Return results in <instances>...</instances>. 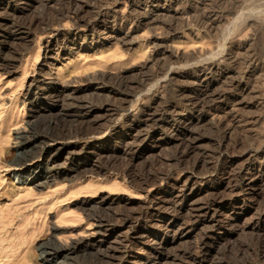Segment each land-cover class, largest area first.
Returning <instances> with one entry per match:
<instances>
[{
    "label": "rangeland",
    "instance_id": "374dc122",
    "mask_svg": "<svg viewBox=\"0 0 264 264\" xmlns=\"http://www.w3.org/2000/svg\"><path fill=\"white\" fill-rule=\"evenodd\" d=\"M66 1L43 0L42 3H34L31 0H0V264H81L84 260L82 258L59 259L55 262L42 252L56 246L85 247L86 244L103 239L109 241L104 243L103 247H108L109 244L117 246L115 240H118V234L123 236L122 232L114 231L118 225L113 222L106 223L99 234L95 216L98 213L99 216L114 214L123 206L132 212L147 204L152 198L151 190L136 189L120 171L98 173L99 164H95L87 154L81 156L73 154L74 157L69 155L77 146L94 149L99 155L108 157L118 154L113 145L123 147L129 142L133 144L132 138L138 141L145 139L134 146L139 153H146L142 158L134 157L131 172L137 173L138 169L143 168L144 163L150 167L153 161L159 163L165 160L184 135L197 128L193 124V128L190 124H184V120L179 124L177 136H171L168 132H161L158 127L151 130V125L144 122L149 112L175 103L174 98H169L157 104L161 88L160 85L156 87V84L160 83L163 86L168 79L153 81L141 90L121 88L119 91L113 87L102 91L97 88V82L90 81L91 78L106 75L110 79L116 78L112 81L116 83L120 81L123 86H137L140 79L151 76L159 67L163 59L161 52L172 57L194 56V60L188 62L194 64L207 58L221 61L227 53L237 50L240 53L252 51L258 54L261 69L255 73L250 86L253 94L246 96V99L243 98V104L250 107L247 113L251 121L236 124V134L242 138H255L264 132V0H228L227 12H233L234 8L231 6L233 4L238 3L239 9L225 16L223 20L215 22L208 30L188 27L174 33L166 32L164 31L166 22L173 26L177 25L176 22L167 20L170 14L166 8L157 9L154 5L136 3L135 0H118L110 6L111 8H106L103 0H97L98 5H103L102 11L106 13L104 19L107 23H112L113 17L130 16L137 19L140 29L127 37L121 35L116 37L109 29L94 35L88 34L85 39H74L73 34H76V30L71 20H66L51 31L38 33L28 31L27 24L30 19L55 12ZM204 1L193 0L190 9H198L197 11L201 12L204 7L211 6L209 0ZM148 10L149 14H143ZM93 12L91 6L85 10L86 16L93 15ZM247 18L254 20L253 23H249ZM54 33L71 36L69 47L72 44L79 47L73 49L55 47L52 42ZM153 39H156L159 45L156 46ZM175 66L172 73L179 77L183 66L181 68L179 65ZM191 76L190 74L189 77ZM42 81L50 83L49 85H67L77 92L75 96L79 102L92 100L96 103L106 100L108 95L113 96V99H126V110L122 114L112 116L111 112L105 115L95 107L86 117L90 119L89 121H94L95 118L109 121L116 128L124 129L129 126L131 137L121 135V132L117 131L108 145L102 144V140L99 142L97 138L78 142L70 140L63 142L64 144L45 142V148L53 150L56 155L55 166L51 171L42 174L41 181L45 184L36 186L23 183L22 179L26 176L14 177L19 174L14 164L23 156L18 148L20 141L25 138L28 142L39 138L45 140L43 128L52 119L71 121L76 118L68 108L69 100L66 94L42 86ZM35 93H41L47 98L36 101L33 96ZM112 109L109 107V111ZM100 115L104 118H99ZM202 117L205 120L209 118L207 113H203ZM104 130L103 134L108 132V129ZM152 131L156 132L154 135L157 139L160 138L158 143H150L151 140H147ZM209 134L208 131L205 133V140H209ZM206 143L199 145L197 149L204 150L208 146V142ZM76 161L91 170L77 176L68 174L70 164L74 167L73 162ZM33 162L34 160H31L26 165ZM195 182L197 187L201 185L198 180ZM219 186L220 183L209 185L211 190ZM254 194H257L258 201L252 199ZM246 196L249 198L245 197L244 204L237 202V208L245 213V216L238 221L233 232L220 233L215 230L206 236L207 240L213 243L214 249L200 264H216L223 257L226 264H234L241 259L252 261L255 234L264 237V221L258 230L250 228L259 211L257 207L264 198V181L261 186L258 184L255 193ZM222 216L229 217L231 214L228 211ZM153 223H156V220ZM101 231L107 233L104 232L99 239ZM196 232L202 234V231ZM196 232L184 238L181 241L183 245L178 243L174 247L169 246L167 250H161L159 261L162 264H169L170 260L167 259L173 257V250L175 252L176 249L192 243L199 236ZM207 233L208 231L205 234ZM172 234L170 232L166 236L167 241ZM114 237L116 238L113 241ZM85 251L93 252L90 247H86ZM138 258L133 252H129L127 264H132L131 260ZM87 259L88 256L85 260Z\"/></svg>",
    "mask_w": 264,
    "mask_h": 264
},
{
    "label": "bare ground",
    "instance_id": "6f19581e",
    "mask_svg": "<svg viewBox=\"0 0 264 264\" xmlns=\"http://www.w3.org/2000/svg\"><path fill=\"white\" fill-rule=\"evenodd\" d=\"M31 1L34 3L43 2V0ZM117 1L103 0V4L107 8ZM192 1L135 0L136 3L150 4L157 9L166 8L169 10L170 15L167 20L174 21L177 25L173 26L166 22L165 28H163L164 31L173 33L188 27L208 30L214 26L215 22L223 20L226 18L225 16L239 9L238 3H232L233 5H230L234 8L233 12H227L229 10L226 8V5L229 4L227 3L228 0H209L212 7L207 4L209 8L208 6L207 8L204 7L205 9L203 8L202 11L200 7L201 12H199L198 9H194L195 11L190 9ZM88 6L94 10V14L91 16L85 14ZM102 6L98 5L97 0H67L55 12L30 19L27 28L28 31L34 33L47 32L58 27L63 21L71 20L76 30V34H73L74 39H85L88 34L94 35L109 29L116 37L120 35L127 37L140 29L137 19L130 16L113 17L112 23H107L104 19L106 13L102 11ZM148 12L150 11L148 10L143 14H149ZM250 16L253 17L252 14ZM249 18L247 21L253 23L254 20ZM70 37L54 33L52 42L55 47L65 49L69 47ZM152 41L156 46L159 45L156 39ZM70 46L69 48L72 49L79 47H74L73 44ZM50 47H48L49 51ZM161 55L163 59L159 67L151 73V76L140 79L138 85L136 83L137 86H123L124 84L119 83L120 81L116 83L112 81L113 78L110 79L106 75L93 77L90 81L97 82V88L102 91H107L108 88L112 89L113 87L121 91V88L141 90L153 81L168 79V82H164L163 86L160 83L156 84V87L160 85L159 88H161V91H158L157 104L158 102L163 103L169 98H174L175 103L163 109L156 110L157 107H155L156 111L149 112L144 122L149 123V126L151 125V130L158 127L161 132H168L171 136H177L180 129L179 124L184 120V124H190L191 127L193 124L197 128L189 131L182 139L180 138L181 141L165 160L159 161V163L153 161L150 163V167L144 163L143 168L138 169L137 173L131 172L134 157L142 158L146 153H139L140 151H137L135 144L143 142L145 139L138 141V139L132 138L134 143H126L123 147L113 145L112 147L118 154L108 157L99 155L94 149L81 148L77 145L75 149L72 148L73 151L71 150L72 152L69 153L72 157H74L73 154L78 156L87 154L88 158H91L95 164H99L98 173L118 170L124 174L122 176L127 177L133 187L140 191L149 189L153 192V196L147 204L137 207L138 209L132 212L127 211L123 206L116 208L117 211L115 210L114 214L99 216V213H96L99 234L100 229L106 223L113 222L118 225L114 231L122 232L123 236L118 234L120 238H117L118 240H115L116 237H114L113 241H116L117 246H110L109 244L108 247H103L104 243L109 242L104 241L105 239L103 241L98 240L93 244H86L85 247L78 245L56 246L42 252L51 261L82 258L84 260L81 261V264L82 262L87 264H127V256L129 252H133L139 258L132 259L130 262L132 264H162L159 261L161 250H167L169 246L174 247L178 243L182 244L181 241L184 238L199 230L200 233L202 231L201 235L196 232V235L199 236H196L197 238L192 243L180 247L181 249H176L175 252L173 250V257L167 260H170L171 264H200L205 260V256L214 249L213 243L207 240L206 236L215 230L220 231V233L233 232L238 221L245 216V213L237 208V202L244 204L245 197L249 198L246 195L255 193L258 184L261 186L263 183L264 132L255 138H242L236 134V124L251 121V117L247 113L250 107L243 104V98L253 94L250 86L255 73L261 69L258 54L252 51L240 53L237 50L233 53H227L221 61L215 58H207L194 64H188L194 60V56L172 57L165 52H161ZM180 64H183V70L181 74L179 73L181 76L178 77L172 73L174 72L172 68L175 65L180 66ZM190 74L191 77H189ZM114 79L116 80V78ZM49 84L43 82L42 86L66 94L65 96L69 100L68 108L76 118L71 121H69L70 119H52L43 128L45 140L39 138L28 142L25 138L20 141L18 148L23 156L20 161L14 164L16 170L19 171V174L14 175V177L26 176L22 182L36 186L45 184L41 181L42 174L51 171L55 166L56 155L53 150L45 148V142L63 143L70 140L78 142L97 138L99 142L102 140V144L108 145L117 131L121 132V135L131 137L129 126L124 129L116 128L109 121L98 118L89 121L90 119L88 120L86 117L95 107H98L99 111L105 115L111 112L112 116L122 114L126 110V99H113V96L108 95L106 100L96 103L92 100L79 102L75 96L77 92L71 90L67 85ZM33 96L36 101L47 98L41 93H35ZM256 106L258 107V105ZM109 107L113 109L109 111ZM203 113L208 114V120L203 119ZM101 116L99 118H104ZM104 129H108V132L103 134ZM207 131L210 132L209 140L204 139ZM154 132L152 131V134L148 136L149 139L146 138L151 140L150 143H158L160 140V138H156ZM206 142H208V146L204 150L197 149L199 145ZM31 160L34 162L26 165ZM73 163L74 167L73 164H70V173H68L70 175H82L91 170L77 161ZM197 180L201 184L199 187L195 185ZM219 183L220 186L216 189L211 190L209 187V185L213 186ZM162 193L167 195L161 196ZM256 195L254 194L252 199L258 201ZM257 208L259 211L256 213L255 220L250 224V228L253 230L260 228L264 221V198ZM228 211L231 216H222L224 212ZM154 220L156 223H153ZM151 228L154 230H150ZM207 231L208 233L205 234ZM104 232L98 237L99 239L102 238ZM170 232L173 234L167 241L166 236ZM255 236V238L253 237L255 243L252 261L241 259L240 262L234 264H264V237L260 234H255ZM86 247H90L93 252L85 251ZM236 251L238 252V250ZM223 259L224 257L216 264H226V260Z\"/></svg>",
    "mask_w": 264,
    "mask_h": 264
}]
</instances>
